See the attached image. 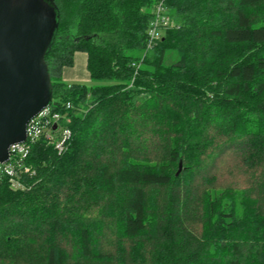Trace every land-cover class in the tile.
Masks as SVG:
<instances>
[{
  "label": "trees",
  "instance_id": "16d2710c",
  "mask_svg": "<svg viewBox=\"0 0 264 264\" xmlns=\"http://www.w3.org/2000/svg\"><path fill=\"white\" fill-rule=\"evenodd\" d=\"M159 1L55 0L59 127L0 173V264H111L108 228L123 263L264 264V0H162L147 48ZM75 51L90 84L62 80Z\"/></svg>",
  "mask_w": 264,
  "mask_h": 264
},
{
  "label": "water",
  "instance_id": "95a60500",
  "mask_svg": "<svg viewBox=\"0 0 264 264\" xmlns=\"http://www.w3.org/2000/svg\"><path fill=\"white\" fill-rule=\"evenodd\" d=\"M58 21L55 0H0V164L12 145L26 140L30 119L51 103L45 56Z\"/></svg>",
  "mask_w": 264,
  "mask_h": 264
},
{
  "label": "built area",
  "instance_id": "2783aa9c",
  "mask_svg": "<svg viewBox=\"0 0 264 264\" xmlns=\"http://www.w3.org/2000/svg\"><path fill=\"white\" fill-rule=\"evenodd\" d=\"M154 9H155V14L146 35L147 48L150 47L159 38L160 27L164 26L168 20V16L162 13L164 9L162 6V0L155 5ZM131 65L138 66L137 63L134 62L131 63ZM58 120H59V116L56 113L52 112L49 106L42 109L35 117L30 119V121L28 122L26 126V140L23 143L14 144L10 147L9 160L12 157L23 158L28 150V144H26L27 141L32 142L37 137H39L40 134H43V136L46 138H50L51 136L50 134H48L50 130L49 127L52 126L53 124H58L57 123ZM58 127L59 126H57L56 128ZM68 136H69L68 128L66 127L60 128L59 137L53 140L55 148L61 150L64 141ZM9 160L4 164H0V173H6L7 175L11 176L14 174L15 171L13 164L9 163Z\"/></svg>",
  "mask_w": 264,
  "mask_h": 264
},
{
  "label": "rangeland",
  "instance_id": "374dc122",
  "mask_svg": "<svg viewBox=\"0 0 264 264\" xmlns=\"http://www.w3.org/2000/svg\"><path fill=\"white\" fill-rule=\"evenodd\" d=\"M84 81L87 84H90V82ZM69 119H66L65 123H68ZM60 132V129H59ZM232 164V159L230 158V161H222L220 162L217 167V180L220 181L221 183H225V187H228L231 184H234L235 186H239L237 188L240 189H245L247 188V179H248V173L245 172V174L243 175L242 171L240 169H238V167L236 165H231ZM237 164V162L235 163ZM231 165V169L227 170L228 167ZM232 174H231V173ZM229 174V175H228ZM241 186V187H240ZM242 197V195H241ZM241 197L240 199L237 201L238 202V209H243L242 205H241ZM248 202V200H246L245 198V203ZM244 206V205H243ZM246 206H245V210H246ZM30 222V220H28ZM104 234H106V240L105 242L102 243L101 248L102 250H106L107 252H111L112 254H114V257L112 259L111 264H128V260L127 257L125 255V259L126 261L123 263L122 260H120V257L117 256L118 253L116 251V247H117V243L114 244L115 241H113L114 239L111 236H115L116 237V233L113 231V229H105ZM94 260H92L93 262ZM93 264V263H90Z\"/></svg>",
  "mask_w": 264,
  "mask_h": 264
},
{
  "label": "crops",
  "instance_id": "0c3cea01",
  "mask_svg": "<svg viewBox=\"0 0 264 264\" xmlns=\"http://www.w3.org/2000/svg\"><path fill=\"white\" fill-rule=\"evenodd\" d=\"M61 77L65 82L89 80V73L86 69V54L81 51H75L72 65L63 67Z\"/></svg>",
  "mask_w": 264,
  "mask_h": 264
}]
</instances>
